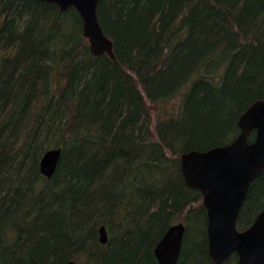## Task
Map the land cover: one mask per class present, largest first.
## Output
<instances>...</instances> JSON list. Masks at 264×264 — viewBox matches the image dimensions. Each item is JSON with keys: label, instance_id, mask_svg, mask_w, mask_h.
<instances>
[{"label": "trees", "instance_id": "16d2710c", "mask_svg": "<svg viewBox=\"0 0 264 264\" xmlns=\"http://www.w3.org/2000/svg\"><path fill=\"white\" fill-rule=\"evenodd\" d=\"M96 14L114 61L90 54L73 9L0 0V264H157L176 222V264H213L179 157L229 144L264 99V0H99ZM263 207L264 172L237 229Z\"/></svg>", "mask_w": 264, "mask_h": 264}, {"label": "water", "instance_id": "95a60500", "mask_svg": "<svg viewBox=\"0 0 264 264\" xmlns=\"http://www.w3.org/2000/svg\"><path fill=\"white\" fill-rule=\"evenodd\" d=\"M53 4L64 13L73 9L82 23V35L92 56L103 54L115 60L111 40L97 20L99 0H38ZM238 134L229 143L205 151L192 150L179 157L183 183L200 192L206 211L207 254L213 264H222L230 255L236 264H264V207L245 230H237V218L250 184L264 172V99L253 102L237 120ZM254 132L252 142L248 141ZM61 150H46L39 161V172L51 178ZM186 226L177 222L168 227L153 254L157 264H176ZM101 245L108 242L104 226L98 229ZM228 256V257H227ZM66 264H77L70 261Z\"/></svg>", "mask_w": 264, "mask_h": 264}, {"label": "rangeland", "instance_id": "374dc122", "mask_svg": "<svg viewBox=\"0 0 264 264\" xmlns=\"http://www.w3.org/2000/svg\"><path fill=\"white\" fill-rule=\"evenodd\" d=\"M151 109H152V115L153 116H157V115L163 114L167 110L165 106H162V107L153 106V107H151Z\"/></svg>", "mask_w": 264, "mask_h": 264}, {"label": "bare ground", "instance_id": "6f19581e", "mask_svg": "<svg viewBox=\"0 0 264 264\" xmlns=\"http://www.w3.org/2000/svg\"><path fill=\"white\" fill-rule=\"evenodd\" d=\"M103 55H105V54H103ZM114 56H115V55H114ZM107 57H108V56H107ZM113 61H114V60H113ZM260 100H261V99H260ZM237 219H238V218H237ZM254 219H255V218H254ZM251 224H252V223H251ZM251 224H250V225H251ZM250 225H249V226H250ZM249 226H248V227H249ZM246 228H247V227H246ZM246 228H245V229H246ZM245 229H242V230H245ZM207 255H208V254H207ZM227 257H228V256H227ZM76 263H77V262H76ZM77 264H78V263H77Z\"/></svg>", "mask_w": 264, "mask_h": 264}]
</instances>
